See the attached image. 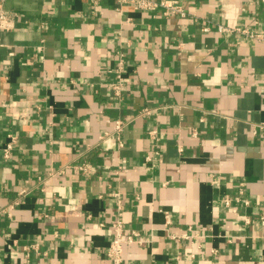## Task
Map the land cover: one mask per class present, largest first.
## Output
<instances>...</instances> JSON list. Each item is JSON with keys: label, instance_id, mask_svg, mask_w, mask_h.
Returning a JSON list of instances; mask_svg holds the SVG:
<instances>
[{"label": "crops", "instance_id": "obj_1", "mask_svg": "<svg viewBox=\"0 0 264 264\" xmlns=\"http://www.w3.org/2000/svg\"><path fill=\"white\" fill-rule=\"evenodd\" d=\"M4 1L0 264H264V0Z\"/></svg>", "mask_w": 264, "mask_h": 264}, {"label": "built area", "instance_id": "obj_2", "mask_svg": "<svg viewBox=\"0 0 264 264\" xmlns=\"http://www.w3.org/2000/svg\"><path fill=\"white\" fill-rule=\"evenodd\" d=\"M4 0H0V32L3 30H8L13 27L14 24V17L15 12L8 10L4 7ZM93 3H96V0H93ZM117 3H127L130 6H132L136 10H143V11H155L158 8H163L164 13H173L180 16H184L185 11L183 7H181L178 3H176L174 0H117ZM219 30H224L225 28L223 26H218ZM235 30L244 36L255 39L257 41L264 43V30L262 31H253L249 30L245 27H237ZM1 39V38H0ZM1 45V41H0ZM115 93L118 94L119 90L116 86ZM262 90H264V86L262 87ZM126 125V122L120 119H116L114 122V129L116 136L119 135V132L124 128ZM108 135V133H104L103 136ZM149 135L151 137H155V131L150 130ZM101 136V137H103ZM16 139V136L14 134H9V141L5 145L2 156L4 158H9L11 156L12 151V144L14 143ZM77 169L83 172V174H87L89 171V163L86 161L80 162L77 166ZM28 191L26 189H21L17 192L16 197L11 201V203L8 205L9 208H12L13 205H17L20 203L22 197L27 193ZM118 204V209H120V205ZM121 212L118 211V216ZM260 221L262 224H264V215H260ZM113 233L111 236L109 247L106 250V256L110 260L111 264H123V257H122V251H123V245L130 243V242H141V237L139 236V233L135 230H130L126 232L123 228V220L121 217H117L113 224ZM34 249L36 248L35 245L31 244V246ZM27 250V247H26ZM28 261V260H27ZM27 264H31L27 262Z\"/></svg>", "mask_w": 264, "mask_h": 264}]
</instances>
